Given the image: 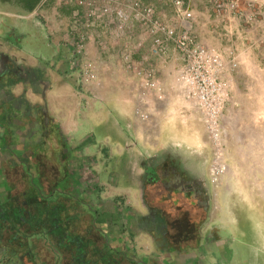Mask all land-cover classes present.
Listing matches in <instances>:
<instances>
[{
  "label": "crops",
  "instance_id": "0c3cea01",
  "mask_svg": "<svg viewBox=\"0 0 264 264\" xmlns=\"http://www.w3.org/2000/svg\"><path fill=\"white\" fill-rule=\"evenodd\" d=\"M133 1L155 2L161 22L237 54L223 119L229 173L218 189L208 182L201 114L173 87L183 59L164 34L162 55L152 56L139 22L119 39L99 25L86 45L99 84L88 88L69 41L78 7L39 0L28 11L0 0V264H264V172L245 145L264 126V69L253 56L262 0H182L189 19L171 0L119 5ZM252 20L259 28L243 24ZM125 49L165 86L149 123L134 115L135 80L118 60Z\"/></svg>",
  "mask_w": 264,
  "mask_h": 264
},
{
  "label": "built area",
  "instance_id": "2783aa9c",
  "mask_svg": "<svg viewBox=\"0 0 264 264\" xmlns=\"http://www.w3.org/2000/svg\"><path fill=\"white\" fill-rule=\"evenodd\" d=\"M62 5L74 4L78 7L72 15L69 41L73 62L80 73L83 86L93 88L98 82L97 65L88 57L86 45L99 25H104L111 35L119 39L125 33V26L135 20L153 36L150 55L160 56L164 42L157 34H164L172 41L180 53L183 64L173 78V87L181 90L192 100L201 114L206 139L210 147L208 182L218 189L229 173L227 146L223 130L226 107L232 101V86L226 74L234 71L238 64L235 57L226 61L218 50L196 42L187 30L178 32L161 22L156 16L155 2L143 5L138 1L119 5V0H59ZM176 10L183 12L186 19L192 13L185 10L182 0H171ZM98 48L105 52L108 43L103 38L96 39ZM141 43L136 45L140 49ZM130 50L118 52V60L123 70L134 78V115L142 123L151 122L150 104L159 107L165 98V86L150 62L136 61ZM96 84V85H95ZM97 87V86H96Z\"/></svg>",
  "mask_w": 264,
  "mask_h": 264
},
{
  "label": "rangeland",
  "instance_id": "374dc122",
  "mask_svg": "<svg viewBox=\"0 0 264 264\" xmlns=\"http://www.w3.org/2000/svg\"><path fill=\"white\" fill-rule=\"evenodd\" d=\"M262 4L264 5V0H262ZM258 23H259V20H252V21H246L243 24H245L247 26H252V28H259ZM261 24H262V29H264V19L262 20ZM199 44H202V43H199ZM202 45L209 46V47H212V48H215L216 50H218L216 47L208 45L207 43H203ZM261 46H262V49H261L260 53L259 54H253V56L256 55V56L259 57L258 59L262 63V67L264 69V36H262V38H261ZM219 53L222 55V57L226 61H229L230 58L234 57V55H235V54L233 55L230 52L224 53V52H220L219 51ZM236 55H235V58L237 57ZM247 55L248 54H243V56L246 57V58H247ZM236 61H237V59H236ZM228 73L230 74L231 72H228ZM226 76H227V74H226ZM262 78H263V81H264V73L262 74ZM262 87L264 89V84L262 85ZM261 106L262 107H260V111L263 114V119H264V102H263V104L261 103ZM257 111H259V109H257ZM249 114H250V112H248L247 116H249ZM243 116H244V112L240 111L239 115H238V120L239 119L242 120ZM263 125H264V122H263ZM249 128H250V125H249V123H247V129L249 130ZM248 135H249L250 139H249V141L245 142L246 143L245 145L249 148V150H248L249 155H251L252 157L254 156V157L258 158L257 160H258L259 163L257 164V172L259 170H261V172H264V126L259 127L258 130L249 131ZM242 142H243V139H240V140L236 139V140H234L233 145H236V147L245 146V145L242 144ZM227 146H228V143H227ZM227 151H228V147H227ZM245 154L248 155L247 153H245ZM227 157H228V159L231 158V157H232L233 160L235 159L233 156L230 157L229 152L227 154ZM244 158H247V157H244ZM260 163H262V164H260ZM242 209L243 208H241V210ZM245 209L247 210V208H245Z\"/></svg>",
  "mask_w": 264,
  "mask_h": 264
},
{
  "label": "trees",
  "instance_id": "16d2710c",
  "mask_svg": "<svg viewBox=\"0 0 264 264\" xmlns=\"http://www.w3.org/2000/svg\"><path fill=\"white\" fill-rule=\"evenodd\" d=\"M19 1L21 4L24 5L26 10L31 11L35 8V6L39 0H19Z\"/></svg>",
  "mask_w": 264,
  "mask_h": 264
},
{
  "label": "bare ground",
  "instance_id": "6f19581e",
  "mask_svg": "<svg viewBox=\"0 0 264 264\" xmlns=\"http://www.w3.org/2000/svg\"><path fill=\"white\" fill-rule=\"evenodd\" d=\"M263 191H264V187H263ZM263 196H264V192H263ZM264 201V200H263Z\"/></svg>",
  "mask_w": 264,
  "mask_h": 264
}]
</instances>
